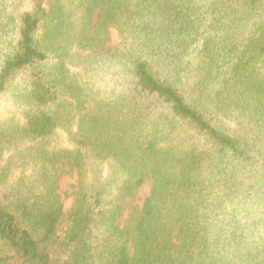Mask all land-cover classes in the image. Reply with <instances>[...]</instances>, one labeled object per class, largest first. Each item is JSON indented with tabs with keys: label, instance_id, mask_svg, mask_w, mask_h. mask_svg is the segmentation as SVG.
I'll use <instances>...</instances> for the list:
<instances>
[{
	"label": "trees",
	"instance_id": "obj_1",
	"mask_svg": "<svg viewBox=\"0 0 264 264\" xmlns=\"http://www.w3.org/2000/svg\"><path fill=\"white\" fill-rule=\"evenodd\" d=\"M0 264H264V0H0Z\"/></svg>",
	"mask_w": 264,
	"mask_h": 264
},
{
	"label": "rangeland",
	"instance_id": "obj_2",
	"mask_svg": "<svg viewBox=\"0 0 264 264\" xmlns=\"http://www.w3.org/2000/svg\"><path fill=\"white\" fill-rule=\"evenodd\" d=\"M76 182V178L73 177L71 178L70 176H64L61 179V183H60V193L62 194L65 204H66V211L71 207L72 205V199L69 198L67 195L70 194L72 192V185L75 184ZM150 187H151V182H147L145 183V185L140 189L137 197L133 200L130 201L129 204H131L132 206H141L144 202V200L146 199V197L149 195L150 192ZM127 212L128 209L126 210V213L124 214L121 223L124 222L126 216H127ZM60 235H63V231H62V227H61V231H60Z\"/></svg>",
	"mask_w": 264,
	"mask_h": 264
}]
</instances>
